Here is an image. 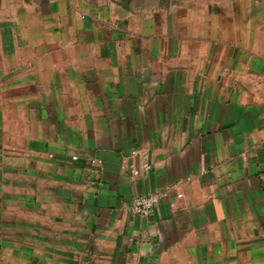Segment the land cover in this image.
<instances>
[{
  "label": "crops",
  "instance_id": "obj_1",
  "mask_svg": "<svg viewBox=\"0 0 264 264\" xmlns=\"http://www.w3.org/2000/svg\"><path fill=\"white\" fill-rule=\"evenodd\" d=\"M0 264H264V0H0Z\"/></svg>",
  "mask_w": 264,
  "mask_h": 264
},
{
  "label": "built area",
  "instance_id": "obj_2",
  "mask_svg": "<svg viewBox=\"0 0 264 264\" xmlns=\"http://www.w3.org/2000/svg\"><path fill=\"white\" fill-rule=\"evenodd\" d=\"M140 168L135 171L137 174L139 171H148L151 169V164L148 161V157L145 153H141ZM72 159H76V156H72ZM156 203V197L153 195H143L135 197L130 204V212L142 216H149L153 212L154 205Z\"/></svg>",
  "mask_w": 264,
  "mask_h": 264
}]
</instances>
